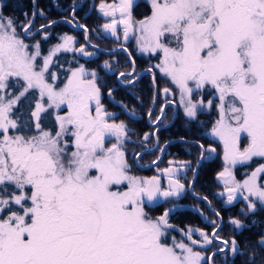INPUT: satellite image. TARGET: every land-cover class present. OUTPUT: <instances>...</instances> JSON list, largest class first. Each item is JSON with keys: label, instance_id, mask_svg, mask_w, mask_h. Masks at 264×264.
<instances>
[{"label": "snow or ice", "instance_id": "obj_1", "mask_svg": "<svg viewBox=\"0 0 264 264\" xmlns=\"http://www.w3.org/2000/svg\"><path fill=\"white\" fill-rule=\"evenodd\" d=\"M150 4V14L139 20L133 16L136 0L100 5L110 19L102 26L105 34L119 42L122 28L124 44L134 37L138 52L161 54L154 68L175 91L168 86L160 89L153 76L156 91L147 112L149 122L159 131L169 105L182 108L190 121L214 106L217 117L208 135L222 145L224 161L217 173L223 191L217 195L226 196L227 204L242 198L245 216L264 209V163L242 181L233 172L237 165L264 159V0H150ZM35 15L17 25L18 17L0 13V264H215L217 254H224L222 264H228L227 253L238 254L239 248L235 238L219 235L222 218L209 222L210 233L188 227L180 229L182 239L166 242L175 229L170 215L194 185V181L186 185L179 175L191 168L190 162L169 161L151 177L131 175L125 144L134 143L132 130L105 108L98 72L83 64L70 67L61 86V76L52 71L62 52L85 57L95 53L83 45L76 48L75 37L67 34L46 54L41 41L27 43ZM55 23L40 26L43 40L50 35L45 28ZM77 26L87 39V27ZM120 50L131 57L127 47ZM101 67L118 81L131 78L126 83H136L134 62L132 71L118 74L108 60ZM205 89L212 97L207 103L196 95ZM107 91L112 97L113 89ZM159 96L165 102L153 120ZM24 101L28 111L20 112ZM118 103L134 120L135 111ZM62 107L67 109L63 115ZM53 109L54 131L43 126ZM154 135L145 132L142 139L147 142ZM245 139L247 144L241 147ZM109 140L114 142L106 147ZM199 147L202 157L216 152ZM134 155L139 158L141 153ZM191 171L195 176L196 169ZM197 199L207 201L206 196ZM169 202L171 208L155 218L145 211L146 206ZM213 215L221 217L219 211ZM228 223L243 227V221L234 217ZM217 242L220 247L205 255ZM259 243L264 247V236ZM249 264H255L254 258Z\"/></svg>", "mask_w": 264, "mask_h": 264}, {"label": "trees", "instance_id": "obj_2", "mask_svg": "<svg viewBox=\"0 0 264 264\" xmlns=\"http://www.w3.org/2000/svg\"><path fill=\"white\" fill-rule=\"evenodd\" d=\"M110 0H35L36 7V17L35 22L32 25L31 31L37 30L41 25H48L49 21H60V20H72L73 25H85L89 30V40L88 43L91 45H95L101 51H112L113 49H118L122 43L121 40L119 42L116 41L115 38L105 34L103 32L102 26L106 23V20L99 15L97 10V6L105 3ZM0 12L3 15L11 16L13 18H17V23H25L26 19L31 16V12L33 9V4L31 0H0ZM6 5V6H5ZM75 6V12L73 13L72 9ZM88 12V14H85ZM43 13V15H41ZM150 14L149 4L143 1L136 3V6L133 10V16L136 20L142 19L143 17ZM31 19V18H30ZM65 21H60L52 27L46 28L44 31L48 32L49 39L42 40V32H39L36 36H34L31 40H26L27 43L33 44L36 41H41V46L44 53H47L48 49L59 42V37L67 34L73 35L76 40L82 41L81 43L86 47L87 51L94 52L95 57L84 60L75 55H69L65 52H62L57 55L55 58V68L53 71L58 72L61 76V83L65 77V72L70 67H77L80 64L85 65V67L89 70L95 69L99 76L100 82L104 86L103 87V99L102 102L105 108L113 113H116V119L118 121H125L128 124V127L132 130L131 138L134 141L128 142L125 144L127 159L129 164L131 165V171L136 175H144L145 173L139 170L136 166L134 159L136 155L135 153H140L143 148L153 147L155 145V141L160 144V134L155 138L153 136L145 142L141 138L146 130L152 132L147 123V112L150 107H152V97L154 94V87L152 83V78L150 74H146L142 76L132 87L119 86L117 83V76L113 73L107 72L101 66L105 60L112 62L113 70L116 74L121 71H132V64L127 58L126 54L122 51L115 52L113 54H104L102 52L96 51L92 49L85 40H82L85 37V33L83 31H77L72 29L68 23ZM125 47L128 48V52L131 53V58L134 62L136 73L141 72L142 70L148 69L152 67V70L155 72V79L157 82V86L162 89L165 86H168L175 91L174 86L170 84V82L166 81L165 78L159 73L158 69L154 68V65L159 63L160 57L152 58L150 54H142L137 51L134 45L128 42ZM118 61L119 63H116ZM61 66H63L61 68ZM126 79L130 78H122L121 82L126 84ZM60 83V84H61ZM108 88L113 89V96H108ZM197 96H203L205 103L210 98V93L205 89L203 93H197ZM172 98H170L171 100ZM161 96H159L155 103V112L153 113L152 119L154 120L156 115L159 114V109L161 107ZM126 106L128 112L135 111L136 116L135 119H130L127 116V112L122 110L120 103ZM27 101L22 102L20 106V112H27ZM177 116L174 120V123L166 128L163 131V140L162 143L166 142L169 139H183L186 141H192L196 143H176L178 146H186L190 151L189 155H186L185 151L179 149L180 159H190V163L193 166L195 163L197 164L199 156H200V147L202 144L204 147L209 145L216 147L217 150L220 151V143L213 140L212 137H208L205 133L210 130L212 124L216 119V109L213 108L209 111L205 109L203 112L198 113V118L196 120L190 121L181 113L180 107L177 106ZM19 114V113H18ZM173 119V108L168 107L165 111V117L163 122L168 124ZM204 125V126H203ZM43 126L46 129L55 130V120L54 115L50 111L47 116L43 119ZM34 131V130H33ZM31 134V133H29ZM159 136V137H158ZM70 139V138H69ZM156 139V140H155ZM147 145V146H145ZM170 146V145H169ZM172 146V144H171ZM71 150V149H70ZM187 152V151H186ZM157 156L156 152L144 153L138 158V165L143 166L150 164L155 160ZM188 161V160H187ZM216 163L213 161L211 164L209 162H203L201 166L198 168L197 178L193 185V193L204 197H207V200L211 202V207L215 211L217 206L214 204L213 196L215 195V189L217 187L213 175L221 169L218 165L216 169L210 175V171L214 168ZM251 167L255 166L256 163H251ZM244 172V179L246 178V174L250 173V168L246 165H242ZM208 184V189L211 190L209 193H204L199 191V185L203 183ZM264 183V181H261ZM211 184V185H210ZM210 185V186H209ZM188 200L183 202L184 204H191L192 206L197 207L201 212L208 214L211 218L214 216L209 212L206 207V204L202 201L194 199L187 195ZM185 201V200H184ZM172 206V203H164L160 209L145 207V211H149L150 215L157 216L166 208ZM243 209L246 210L245 204H243ZM151 211V212H150ZM230 218H237L242 220L246 225L243 230L240 232H236L235 229L231 227L230 224L223 225L222 230L219 232V235L223 239H232L235 238L238 241V248L243 251L240 255H237L234 259H230L227 257L228 264H249V261L254 258L255 264H264V247L260 245V239L264 236V209H259L255 213H249L248 215H242L241 209L236 207L232 211H225ZM224 219V214L222 216ZM180 227L184 226H195L202 227L203 226L201 219L192 213L189 212H181V215L176 222ZM244 224V225H245ZM212 231V227L208 229L210 233ZM220 247V245L214 243L212 247H210L205 254L207 255L215 248ZM215 264H222L224 260L222 254H218L215 256Z\"/></svg>", "mask_w": 264, "mask_h": 264}, {"label": "flooded vegetation", "instance_id": "obj_3", "mask_svg": "<svg viewBox=\"0 0 264 264\" xmlns=\"http://www.w3.org/2000/svg\"><path fill=\"white\" fill-rule=\"evenodd\" d=\"M118 1V0H117ZM111 4H113V3H110L109 5H111ZM122 30V29H121ZM143 71V70H142ZM141 71V72H142ZM140 73V72H139ZM139 73H136L137 74V76H138V74ZM147 74H150V73H147ZM144 75H146V74H144ZM143 75V76H144ZM151 75V74H150ZM142 77V76H141ZM140 77V78H141ZM139 78V79H140ZM151 78H152V75H151ZM131 79V78H130ZM138 79V80H139ZM137 80V81H138ZM136 81V82H137ZM134 84H132L131 86H129V87H132ZM161 97H163V96H161ZM164 98V97H163ZM164 104V103H163ZM168 107H172L173 108V106L172 105H169ZM167 107V108H168ZM167 108H166V110H167ZM165 110V111H166ZM123 112H124V110H123ZM127 115V114H126ZM128 116V115H127ZM174 116V115H173ZM117 120V119H116ZM117 122H119L118 120H117ZM149 125V124H148ZM167 124L166 123H164L163 121L161 122V124H160V128H159V131H157L156 130V128H151L150 127V125H149V128L152 130V132L151 133H155V137L157 136V135H159L160 136V144H159V147H156V149L153 151V152H157V156H156V158H155V160H157V157L159 156L160 157V159H159V162L154 166V167H151V168H148V169H146V170H141L142 172H144L145 174L144 175H139L140 177H151V176H153V175H156L157 174V167H159L160 169H163V168H166V167H168L169 166V161H173L176 165H179V163H181V162H185V161H187V162H190V159H180V152H179V149L180 150H183V151H185V153H186V155H189L190 154V151L188 150V148L186 147V146H178L176 143H180V141H178V140H180V139H169V140H167L166 142H164V143H162L161 141L163 140V131L166 129V128H168V127H165ZM145 132H148V133H150V131H148V130H146ZM158 136V137H159ZM154 137V136H153ZM109 141H111V140H109ZM108 141V142H109ZM107 142V143H108ZM188 142H192V141H188ZM107 143H106V145H107ZM181 143H184V142H181ZM193 143H196V142H193ZM171 144H172V146H171ZM185 144H187V143H185ZM170 145V146H169ZM155 146V145H154ZM209 147H213V146H207V147H204L205 149H207V148H209ZM154 148V147H153ZM152 148V149H153ZM161 148H163L164 149V151L163 152H161ZM214 148V147H213ZM151 148H146V149H144L143 151H146V150H150ZM187 151V152H186ZM200 152H201V149H200ZM200 156H201V153H200ZM200 156H199V159H200ZM199 159H198V161H199ZM223 159V155L221 156V159H220V151L219 150H217L216 149V152L215 153H211V154H209V153H205L204 154V156H203V159H202V162H201V164L203 163V162H209L210 164L214 161L215 163H216V165H215V167L214 168H212L211 169V171H210V175L212 174V172L216 169V166L218 167V165L221 167V169L220 170H218V171H215L216 173L213 175V177H214V180H215V183H216V185H217V187H216V189H215V195L213 196V199H214V204H215V206H217V209L215 210V211H219L220 212V214H221V217L220 218H217V217H215L214 215H213V212H215L213 209H212V207H211V205L209 206V201L207 200V201H205V200H199V201H202V202H204L205 204H206V207H207V209L209 210V212L214 216V218H211L208 214H205V213H203V212H201L197 207H195V206H192L191 204H184L183 202H186L187 200H188V198H187V195H189L190 197H192V198H194V199H196V197L195 196H198V195H196V194H194L193 193V186L191 187V192H190V190H188V192H187V194L186 195H184L179 201H178V203H179V205L180 206H183V207H191V208H194V209H197L198 211H200L201 213H202V215L204 216V219H202V218H200L199 216V218L201 219V221H202V224H203V226H205L204 228H202V227H195V226H184V227H180L179 225H178V223H176L177 221H178V218H179V216L181 215V212L183 211V212H189V213H192V212H190V211H188V210H178V211H175V212H173L171 215H170V222L173 224V225H175V227L176 228H178L179 230L180 229H186V228H188V227H191V228H193V229H202V230H205V231H207L208 232V229L210 228V227H212L211 226V224L209 223L210 221H212V220H217L218 222H219V220L222 218V216H223V214H224V219L222 218V221H223V225H226V224H229L228 223V221H229V219H230V216L227 214V213H225V211H232V210H234L236 207H238V208H240V209H243V204H244V201H243V199L242 198H240V199H237L236 201H234L232 204H227V203H225V201H226V196L225 197H220V196H218L217 194L219 193V192H222L223 191V184L220 182V181H218L217 180V173H219L220 171H222L223 170V168H224V161L222 160ZM152 163V162H151ZM150 163V164H151ZM201 164H200V166H201ZM147 165H149V164H147ZM147 165H143V166H140V167H144V166H147ZM190 165H191V163H190ZM199 166V167H200ZM196 167V163L192 166L191 165V168H195ZM198 167V168H199ZM191 168H189V169H186V170H184V171H182L179 175H180V178H181V181L183 182V183H185L186 185L188 184V182L189 181H194V183H195V180H196V178H197V172H198V169H197V171H196V174H195V176L193 175V172L191 171ZM233 172H234V175L236 176V179L237 180H240V181H242L243 179H244V172H243V167H242V165H237L234 169H233ZM162 183L163 184H166L167 183V181L166 180H162ZM211 185V184H210ZM209 185V186H210ZM199 191H201V192H204V193H207V194H210L209 192L211 191V190H209L208 189V184L207 183H203V184H201V185H199ZM185 200V201H184ZM198 200V199H197ZM164 203H160L158 206H156V207H150V206H147V207H150V208H157V209H160L161 210V207H162V205H163ZM169 208H171V206L169 207ZM147 212V214L149 215V216H151V217H153V218H155V216H152V215H150V213H149V211H146ZM151 212V211H150ZM164 212V210L160 213V214H162ZM160 214H158V215H160ZM192 214H194V213H192ZM157 215V216H158ZM245 223L243 222V227H241V228H239V229H235V227L233 226V225H231V227L233 228V229H235L236 230V232H240L241 230H243L244 228H245V226H249V225H244ZM198 234H193V238L194 239H197V236ZM173 237H175L176 239H182L183 237H182V235L180 234V233H178V232H176V231H170V233H169V235L166 237V242L167 243H171L172 242V238ZM225 240H228V239H225ZM230 240V239H229ZM185 242H187V241H185ZM216 244H218L219 245V243L217 242ZM212 247V246H211ZM241 253H243V251L242 250H240L239 249V253L238 254H235V255H233L231 252H229V253H227V257H229L230 259H234L237 255H240ZM218 255V254H217ZM223 255V258L225 259V256H224V254H222Z\"/></svg>", "mask_w": 264, "mask_h": 264}, {"label": "rangeland", "instance_id": "obj_4", "mask_svg": "<svg viewBox=\"0 0 264 264\" xmlns=\"http://www.w3.org/2000/svg\"><path fill=\"white\" fill-rule=\"evenodd\" d=\"M2 1V0H1ZM140 1H143V2H146V3H148L149 4V8H150V12H151V4H150V0H136V3H138V2H140ZM31 2H32V0H31ZM119 1H117V0H110V1H106L105 3H103V4H107V5H109L110 3H118ZM32 4H33V9H32V12H31V16L28 18V19H26V22L25 23H27V21L31 18L32 19V14H33V12H34V9L36 10V7H35V0H34V3L32 2ZM101 5V4H100ZM100 5H98L97 6V10H98V12H99V15L100 16H102L103 17V13L100 11ZM0 6H1V4H0ZM75 7V6H74ZM36 12L37 11H35V14H36ZM1 13V12H0ZM85 14H88V12H86ZM35 17H36V15H35ZM35 17H34V22H35ZM117 18H119V17H117ZM106 20V23H108V22H110V19L109 18H106L105 19ZM73 21H74V19H73ZM24 24V23H23ZM34 24V23H33ZM73 24V23H72ZM17 25H21V23H17ZM69 25V24H68ZM70 26V25H69ZM74 27H78L77 25H73ZM72 29H74L72 26H70ZM32 28V27H31ZM18 30H20L19 28H18ZM75 30V29H74ZM77 31H83L84 32V30H77ZM32 33H34L35 32V30L34 31H31ZM85 33V32H84ZM118 35L120 36V40L122 41V39H123V31L122 30H119L118 31ZM71 36V35H70ZM73 36V35H72ZM110 36V35H109ZM74 37V36H73ZM43 40V39H42ZM82 40H85L86 41V39H85V37H83V39ZM88 40H89V33H88ZM131 41V43L134 45V47L136 48V43H135V38L133 37V38H131L130 40H129V42ZM82 41H78V40H76L75 39V47L76 48H79L81 45H83L82 43H81ZM86 43L88 44V45H90V47L92 48V49H94V50H96V49H98L97 47H93V45H91V44H89L87 41H86ZM83 46H85V45H83ZM87 46H85V48H86ZM99 50V49H98ZM97 51V50H96ZM88 52H90V51H88ZM66 54H69V55H75V56H77V57H79V58H81V59H86V60H89V59H91V58H93V57H95V55H93V56H90V57H85V56H83V55H81V54H79V53H72V52H65ZM91 53H94V52H91ZM46 54V53H45ZM148 55V54H147ZM150 57H152V58H156V57H160L161 58V54L160 53H156V54H150ZM56 64V63H55ZM55 64H54V66H53V68H52V71L54 70V68H55ZM153 71V70H152ZM159 71V70H158ZM154 76H155V72H154ZM61 83V82H60ZM61 86H62V83L60 84ZM173 86V85H172ZM209 93H210V98H212L211 97V91L209 90V89H206ZM199 94V93H198ZM170 98H172L171 96L169 97V100H170ZM162 99H164L163 97H162ZM177 99H178V93H177ZM157 100V99H156ZM165 101L164 100H161V105L164 103ZM180 110H181V113L184 115V112H183V109L182 108H180ZM57 110H55V109H53V110H51V112L53 113V115L55 114V112H56ZM67 111V109H66V107H62V110H60V114L61 115H63L65 112ZM93 112H94V107H93ZM110 112V111H109ZM217 117V116H216ZM187 118V117H186ZM188 119V118H187ZM146 120H147V118H146ZM155 120V119H154ZM204 126V125H203ZM210 130H211V128H210ZM210 130H208L206 133H205V135L206 136H208V137H211L210 135H208V133L210 132ZM151 133V132H150ZM144 135V134H143ZM143 137V136H142ZM141 137V138H142ZM154 138H155V135H154ZM156 140V139H155ZM213 140L215 141L216 139H214L213 138ZM130 141H133L132 140V138H131V136H130ZM157 141V140H156ZM155 141V144L157 143ZM217 141V143L219 142L218 140H216ZM114 141L113 140H111V141H109L108 143H107V145H106V147L107 146H110L111 145V143H113ZM127 144V143H126ZM246 144H247V140L245 139L244 141H243V143H242V145H241V147H244V146H246ZM145 146H147V145H145ZM209 146H211V145H209ZM154 147V146H153ZM153 147H149V148H153ZM214 147V146H213ZM148 148V147H147ZM215 149H216V147H214ZM144 149H146V148H143V150ZM143 150H141V152L143 151ZM157 153V152H156ZM223 155V147H222V145L220 144V159H221V156ZM223 160V159H222ZM251 163H256V165L255 166H252L251 167ZM260 163H264V159H262V158H254V160L252 161V162H249L248 164H246V166L247 167H249L251 170H250V172L252 171V170H254L255 169V167H257L258 166V164H260ZM130 174L131 175H135V176H138V175H136V174H134L131 170H130ZM121 190H123V189H121ZM244 204H245V202H244ZM197 237V239H199V236L197 235L196 236ZM197 250H200V249H197ZM206 255V254H205Z\"/></svg>", "mask_w": 264, "mask_h": 264}, {"label": "water", "instance_id": "obj_5", "mask_svg": "<svg viewBox=\"0 0 264 264\" xmlns=\"http://www.w3.org/2000/svg\"><path fill=\"white\" fill-rule=\"evenodd\" d=\"M118 1H119V0H118ZM32 2L34 3V0H32ZM35 11H36V10L34 9V12H35ZM103 17H104V16H103ZM117 17H119L118 14H117ZM104 18H106V17H104ZM32 19H33V17H32ZM60 21H65V20H60ZM60 21H56L55 24H57V23L60 22ZM68 24H69V23H68ZM69 25L72 26L75 30H81V29H82V28H80V27H74L73 24H69ZM47 28H48V27H47ZM45 29H46V28H45ZM120 29H122V28H120ZM82 30H83V29H82ZM39 32H40V28L37 29V30H35V32L32 34L31 37H25V39H26V40H31V39H32L34 36H36ZM86 41L88 42V38L86 39ZM128 42H129V41H128ZM128 42H127V43H128ZM121 43H122V45H121L118 49H116L115 52L121 51L120 49H121L122 47H125L126 44H124L123 39H122ZM89 46H90V45H89ZM96 50L99 51V52H102V53H104V54H113V53H115V52H113V51H101V50H98V49H96ZM122 52H123V51H122ZM124 53H125V52H124ZM125 54H126L127 58L129 59V61L131 62V64H132V69H133V60H132V58H131V57L129 58V56H128L127 53H125ZM134 66H135V65H134ZM135 72H136V68H135ZM147 73H150V74L152 75V83H153L154 71L149 72L148 69H145V70H143L142 72H140V73L138 74L137 78H136V81H137L141 76H143L144 74H147ZM121 79H122V78H121ZM117 83H118L119 86H125V87H129V86L132 85V84H122L121 81H118V80H117ZM155 91H156V89L154 88V92H155ZM155 103H156V102H155ZM154 106H155V105H154ZM172 106L174 107L175 113H174V116H173L172 121H171L169 124H167L165 127H170V126L174 123V120H175V118H176V115H177V114H176V106H174V105H172ZM152 107H153V104H152ZM147 123L150 125L151 128H155V127L149 122L148 116H147ZM178 141H180V142H184V143H193V142H188V141L183 140V139H180V140H178ZM156 144H157V143H156ZM156 144H155V145H156ZM155 149H156V147L154 146V148L151 149V150H146V151L141 152V155L144 154V153H151V152H153ZM202 159H203V157L200 156V159H199V161L197 162L196 167H195L196 171H197L198 167L200 166V164H201V162H202ZM134 162H135L136 166L139 168V170H142V171H143V170H146V169H148V168H151V167H154V166H155V165H153V163H151V164H149V165H147V166L140 167V166L138 165V157H137V156L135 157ZM158 162H159V160L157 161V163H158ZM189 190H190V192H191V188H190ZM195 197H196V199H197V196H195ZM238 199H240V198H238ZM198 200H202V199H198ZM158 205H159V204H156V205H150V207H156V206H158ZM178 210H188V211L194 213L195 215L199 216L200 218L204 219V216L201 215V212L198 211L197 209H194V208H191V207H183V206H180V207H178L175 211H178ZM175 211H174V212H175ZM172 213H173V212H172ZM204 220H205V219H204ZM173 231H176V232H178V233L181 234L180 230H179L178 228H176V227H175V229H174Z\"/></svg>", "mask_w": 264, "mask_h": 264}, {"label": "bare ground", "instance_id": "obj_6", "mask_svg": "<svg viewBox=\"0 0 264 264\" xmlns=\"http://www.w3.org/2000/svg\"><path fill=\"white\" fill-rule=\"evenodd\" d=\"M177 106H176V114H177ZM174 113H175V110H174V107H173V115H174Z\"/></svg>", "mask_w": 264, "mask_h": 264}]
</instances>
